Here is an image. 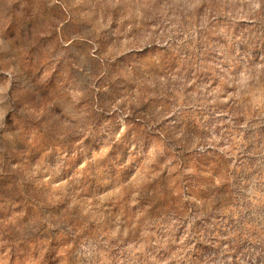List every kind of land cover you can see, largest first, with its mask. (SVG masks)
<instances>
[{
    "label": "clouds",
    "instance_id": "clouds-1",
    "mask_svg": "<svg viewBox=\"0 0 264 264\" xmlns=\"http://www.w3.org/2000/svg\"><path fill=\"white\" fill-rule=\"evenodd\" d=\"M0 264H264V0H0Z\"/></svg>",
    "mask_w": 264,
    "mask_h": 264
},
{
    "label": "rangeland",
    "instance_id": "rangeland-1",
    "mask_svg": "<svg viewBox=\"0 0 264 264\" xmlns=\"http://www.w3.org/2000/svg\"><path fill=\"white\" fill-rule=\"evenodd\" d=\"M109 195L115 197L116 195H118V193H110Z\"/></svg>",
    "mask_w": 264,
    "mask_h": 264
}]
</instances>
